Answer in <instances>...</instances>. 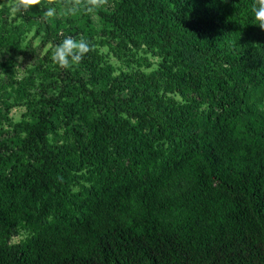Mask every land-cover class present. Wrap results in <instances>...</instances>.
I'll list each match as a JSON object with an SVG mask.
<instances>
[{
    "label": "trees",
    "instance_id": "obj_1",
    "mask_svg": "<svg viewBox=\"0 0 264 264\" xmlns=\"http://www.w3.org/2000/svg\"><path fill=\"white\" fill-rule=\"evenodd\" d=\"M254 2L117 0L97 11L100 35L42 18L55 49L71 37L88 51L75 70L42 57L40 108L0 148V264H264ZM17 32L0 24V67L16 54L29 65ZM104 47L127 70L115 74ZM142 48L154 69L131 55ZM59 113L71 140L52 145ZM21 230L29 236L12 243Z\"/></svg>",
    "mask_w": 264,
    "mask_h": 264
},
{
    "label": "rangeland",
    "instance_id": "obj_2",
    "mask_svg": "<svg viewBox=\"0 0 264 264\" xmlns=\"http://www.w3.org/2000/svg\"><path fill=\"white\" fill-rule=\"evenodd\" d=\"M52 1L64 3L53 5ZM116 1L43 0V5L30 6V9L27 10L28 13H26L30 16L25 19V17L18 16L15 10L17 0H0V24H3L6 29L8 28L9 36H12L14 31L18 30L16 33L18 47L22 52L30 55V62L27 67L22 66V58L18 54L14 55V64L12 66L0 67V85L6 86L5 90L0 91V148L4 144L8 145V147H13L18 142L16 126L28 119L32 111H37L40 108L38 103L31 102L33 99L39 100V88L41 84L45 83L37 69L40 66L42 57L48 54L52 58L55 51L53 44L50 41L46 42L45 24L42 25V29L38 26V23H41L42 18L46 16L45 7L51 6L54 8L55 11L52 17L62 23L58 31L78 27L84 35H88V33L100 35L102 22L97 15V11L98 9L106 12L110 11L115 7ZM51 38H54V36ZM80 38V40L84 39L82 34ZM112 43L115 46L116 41ZM8 50L6 55L10 54V49ZM143 50L138 51V54L136 53L137 51H132L131 55L136 54L141 59L146 58L148 60L147 63L152 65L151 69H154L159 59L147 53V50ZM100 52L108 56L107 60L113 66L115 74H118L121 70H127L123 64L113 57L107 47L100 48ZM4 60H7V57L5 55L0 56V61L3 62ZM142 64V70L146 72L151 70L146 67V62H142ZM68 67H72L75 70L72 63ZM85 75L83 73V76ZM62 121L61 114H57L53 122L55 131L49 135V144L61 145L71 140V138L68 140V135L62 129ZM28 236L29 234L25 230H21L17 236L11 239V242L18 243Z\"/></svg>",
    "mask_w": 264,
    "mask_h": 264
},
{
    "label": "clouds",
    "instance_id": "obj_3",
    "mask_svg": "<svg viewBox=\"0 0 264 264\" xmlns=\"http://www.w3.org/2000/svg\"><path fill=\"white\" fill-rule=\"evenodd\" d=\"M32 5H43V0H17L15 10L21 9L27 11ZM54 8L45 7V15L52 17ZM252 14L255 25L264 29V0H255L252 5ZM88 51V45L84 41H76L71 37L65 38L55 49L53 59L62 67H67L70 61L78 62L82 55Z\"/></svg>",
    "mask_w": 264,
    "mask_h": 264
}]
</instances>
